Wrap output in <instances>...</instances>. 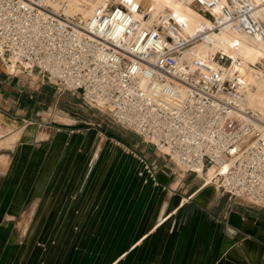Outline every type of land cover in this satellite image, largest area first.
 <instances>
[{
  "label": "built area",
  "instance_id": "2783aa9c",
  "mask_svg": "<svg viewBox=\"0 0 264 264\" xmlns=\"http://www.w3.org/2000/svg\"><path fill=\"white\" fill-rule=\"evenodd\" d=\"M183 1L210 26L187 33L140 0H98L89 15L68 12L70 0H0V60L10 74L36 72L80 93L183 173L203 174V185L264 207V116L248 99L241 58L205 33L264 41V0ZM197 42L214 48L199 55Z\"/></svg>",
  "mask_w": 264,
  "mask_h": 264
},
{
  "label": "rangeland",
  "instance_id": "374dc122",
  "mask_svg": "<svg viewBox=\"0 0 264 264\" xmlns=\"http://www.w3.org/2000/svg\"><path fill=\"white\" fill-rule=\"evenodd\" d=\"M140 1L148 7V0ZM263 65L264 62L256 64ZM0 66L6 71L11 69L1 60ZM18 73L24 72H14ZM28 76L42 82L50 101L26 115L25 111L19 113L25 120L15 123L16 127L0 125V139L14 132L11 135L15 140L17 130L30 131V136L21 139L25 144L34 143L29 139L38 130L42 138L49 132L54 137L50 142L42 141L46 143L42 145L45 168H29V177H16L15 182L0 187V229L5 228L0 234V264H108L129 246L127 242L133 238L136 227L144 216H149L144 214L151 209L158 211L159 204L150 211L147 208L153 187L159 185L158 190L164 189L154 196L164 198L173 191L183 172L139 135L88 104L80 93L46 82L36 72ZM115 131L125 141L116 139L112 134ZM33 148L32 144L28 153L30 164L38 152ZM162 165L171 177L167 180L172 181L170 184L157 180ZM25 170L27 173L26 167L23 174ZM187 174L203 183V174ZM207 186L218 190L213 184ZM128 198L127 209L133 208V215L121 217L119 205H126ZM132 201L139 202L133 206ZM6 211L13 215L5 216ZM119 221L127 229L121 230ZM161 244L152 243L151 249L140 250L148 254Z\"/></svg>",
  "mask_w": 264,
  "mask_h": 264
},
{
  "label": "crops",
  "instance_id": "0c3cea01",
  "mask_svg": "<svg viewBox=\"0 0 264 264\" xmlns=\"http://www.w3.org/2000/svg\"><path fill=\"white\" fill-rule=\"evenodd\" d=\"M45 88L42 82L38 83L27 74L11 75L0 66V125L16 127L15 123L25 120V116L19 113L25 111L26 115L43 107L50 101V95L44 93ZM51 101L54 102V98ZM17 131L18 136L13 141L11 134L14 132L0 139V144L6 142L0 145V187L15 182L16 177H29L33 167L41 169L46 166L45 147L42 146L46 143L42 141L50 142L53 133L49 132L42 138L38 130L32 134L33 139H29L34 143L29 141L25 144L21 139L24 135L30 136V131ZM112 134L116 139L125 141L116 131ZM32 144L38 152L35 161L30 164L28 153ZM25 167L27 173L25 170L23 174ZM160 168L157 180L160 184H170L172 181L167 180L171 177L164 171L163 165ZM175 184L173 191H169L164 198H155L164 189L158 190L159 185L153 187V196L148 200L147 208L150 211L151 207L159 204L158 211L151 209L149 214H144L149 216L141 219L133 238L127 242L129 246L108 264H264V207L252 206L227 193L212 190L187 173H182ZM139 201L131 203L134 206ZM129 202L130 199L122 208L119 205L118 214L122 213L121 217L133 215V208L127 209ZM12 213L6 211L5 216L9 217ZM119 223L121 230L127 229L126 224L122 226ZM3 226H6L5 222ZM3 230L5 228L0 229V234ZM152 243L162 244L159 250H151L148 254L140 250L151 249Z\"/></svg>",
  "mask_w": 264,
  "mask_h": 264
},
{
  "label": "bare ground",
  "instance_id": "6f19581e",
  "mask_svg": "<svg viewBox=\"0 0 264 264\" xmlns=\"http://www.w3.org/2000/svg\"><path fill=\"white\" fill-rule=\"evenodd\" d=\"M85 1V5L82 6L80 5V0H70L68 12L79 11L85 15H89L98 0ZM148 4V8L153 13V16L160 12H169L177 20L184 21L187 33H191L195 27L200 25L204 27L210 26V22L204 15L183 0H148ZM205 33L213 38L214 46L222 48L232 56H239L241 58V71L245 74L251 85L248 99L264 116V67L256 66V64L262 65L264 62V41H257L247 34L236 30H220L219 32L205 30ZM213 48V46H208L203 42H197L190 50L199 55H205L208 50H212ZM213 175L214 167H210L207 170L206 179L208 180Z\"/></svg>",
  "mask_w": 264,
  "mask_h": 264
}]
</instances>
